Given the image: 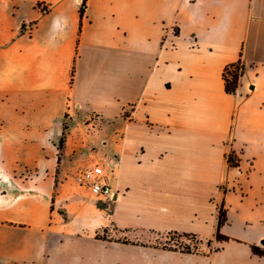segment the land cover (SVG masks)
<instances>
[{"label": "crops", "instance_id": "1", "mask_svg": "<svg viewBox=\"0 0 264 264\" xmlns=\"http://www.w3.org/2000/svg\"><path fill=\"white\" fill-rule=\"evenodd\" d=\"M81 7L0 0V260L91 234L113 247L106 264H264V0ZM240 60L228 94L224 70ZM66 114L76 137L63 151L73 142V155L116 172L112 211L71 181L63 156L58 167ZM180 225L208 232L193 231L196 253L156 245L155 235L190 233ZM111 227L135 244L95 238Z\"/></svg>", "mask_w": 264, "mask_h": 264}, {"label": "rangeland", "instance_id": "2", "mask_svg": "<svg viewBox=\"0 0 264 264\" xmlns=\"http://www.w3.org/2000/svg\"><path fill=\"white\" fill-rule=\"evenodd\" d=\"M90 120H94L92 117ZM72 125V119L70 114L64 121ZM89 122V121H88ZM101 133V132H99ZM73 134L76 137V132H69V136ZM62 136V135H61ZM68 136V138H69ZM102 136V135H101ZM68 142V140H67ZM66 142V143H67ZM76 145L72 142L71 146H69L65 151H63V167L69 170L71 174V181L81 185L80 176L81 173L92 165L93 161H89L88 157L84 155H80L78 152L73 155L71 150H76ZM58 181V179H57ZM84 187V186H83ZM94 201H96L98 206H101L104 209H108L112 211L115 208V205L110 199H101L99 197L93 196ZM123 206L121 205V209ZM54 205L51 209V213L54 211ZM46 212V208L43 209ZM121 211V210H120ZM56 214H59L58 212ZM60 217L67 218L64 211H60ZM197 224V223H195ZM181 227H189L188 230L190 233H194L193 231H197L200 235L198 238L200 240L206 241L205 236L208 234L205 229L200 227L199 225H180ZM194 227V228H192ZM196 227V228H195ZM112 229H106L99 232L95 238L106 239L107 241L118 240L123 241L124 235L121 232ZM195 229V230H194ZM240 227H236V231H238ZM147 233V234H146ZM148 232H134L130 231L126 233V236L129 238H135L136 235L138 237H142L143 239L148 237ZM196 234V233H195ZM154 238H159L156 245L159 247H166L168 249L175 250H185L187 251L188 247L193 251H199L201 249L199 239L193 240L192 238L185 237L182 233L170 232L168 234L163 235L162 237L154 236ZM16 241L15 245H18L17 249H23V243L26 240L25 234L21 233L14 237ZM222 235H218L217 241L221 243L224 241ZM63 242V243H61ZM106 244H102L101 241H97L94 239L91 234H87L81 237H68V238H59L56 236L51 237L49 244L47 245L46 252H37L33 256L29 257L24 254H15L9 255L10 253H4L3 258L0 260V264H106L103 260V255H105L108 251H113V247L103 246ZM206 248V247H205Z\"/></svg>", "mask_w": 264, "mask_h": 264}, {"label": "trees", "instance_id": "3", "mask_svg": "<svg viewBox=\"0 0 264 264\" xmlns=\"http://www.w3.org/2000/svg\"><path fill=\"white\" fill-rule=\"evenodd\" d=\"M85 7H86V0H82V7H81V16L84 15L85 13ZM23 33V30L22 32ZM245 72V65L243 64V62L240 60L237 63H233L228 65L223 73V79L225 82V90L228 94H232V95H236L238 93V89L240 87L241 84V78L243 77ZM68 117V114L65 115V119ZM71 129V125L69 123L64 122L63 124V132H62V136L57 144L59 153H58V167H60L61 163H62V156H63V150L65 148L66 142L68 140V136H69V132ZM229 163L233 166H237V160L235 159V157L233 155H230L229 158ZM58 174H59V169L57 170V178H58ZM58 184V181H57ZM53 203H54V199H53ZM100 208H102L101 206H99ZM185 237L187 238H192L193 240L197 239V236L193 233H182ZM98 240H104L107 241L106 239H101V238H97ZM199 241V240H198ZM121 242V241H120ZM122 243L124 244H135L129 240H123ZM209 246L211 245V242L208 243ZM164 249H168L166 247H164ZM173 250V249H170ZM219 249L217 248H212L211 249V253L218 251ZM184 253H196V251H193L191 248L188 247L187 251L185 250H181Z\"/></svg>", "mask_w": 264, "mask_h": 264}, {"label": "built area", "instance_id": "4", "mask_svg": "<svg viewBox=\"0 0 264 264\" xmlns=\"http://www.w3.org/2000/svg\"><path fill=\"white\" fill-rule=\"evenodd\" d=\"M42 9L46 11L45 7ZM115 178L116 172L112 167L102 161H94L81 173L80 182L93 196L113 201L118 196L113 186Z\"/></svg>", "mask_w": 264, "mask_h": 264}, {"label": "water", "instance_id": "5", "mask_svg": "<svg viewBox=\"0 0 264 264\" xmlns=\"http://www.w3.org/2000/svg\"><path fill=\"white\" fill-rule=\"evenodd\" d=\"M114 199H117L116 197Z\"/></svg>", "mask_w": 264, "mask_h": 264}]
</instances>
